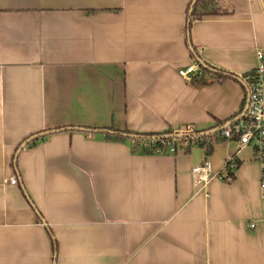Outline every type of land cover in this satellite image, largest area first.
Returning a JSON list of instances; mask_svg holds the SVG:
<instances>
[{"label": "crops", "instance_id": "crops-1", "mask_svg": "<svg viewBox=\"0 0 264 264\" xmlns=\"http://www.w3.org/2000/svg\"><path fill=\"white\" fill-rule=\"evenodd\" d=\"M193 1L0 0V264H264L261 169L217 132L241 113L264 0H215L188 27ZM193 51L235 78L185 81ZM190 128L211 131V154L133 152L98 131Z\"/></svg>", "mask_w": 264, "mask_h": 264}, {"label": "built area", "instance_id": "built-area-1", "mask_svg": "<svg viewBox=\"0 0 264 264\" xmlns=\"http://www.w3.org/2000/svg\"><path fill=\"white\" fill-rule=\"evenodd\" d=\"M255 54V67L242 78L246 89L245 107L234 121L225 125L220 135L227 141L236 140L239 149L248 148L252 151V161L256 162L261 169L260 189L264 196V47L257 48ZM178 74L187 82L219 79L210 78L208 71L199 63L179 69ZM193 131L191 128L188 130V132ZM194 141V139L186 141L182 146L179 141L164 143V145L167 146V153L175 154L187 152L194 145ZM236 169L237 163L229 158L225 164V170L226 172L230 170L231 173H226L225 176L214 174L211 164L207 161L201 166L194 167L193 174L204 182L216 176L230 182L234 179ZM9 182L13 185L18 184L16 177L11 178ZM255 227L254 223L249 225L250 229Z\"/></svg>", "mask_w": 264, "mask_h": 264}, {"label": "trees", "instance_id": "trees-1", "mask_svg": "<svg viewBox=\"0 0 264 264\" xmlns=\"http://www.w3.org/2000/svg\"><path fill=\"white\" fill-rule=\"evenodd\" d=\"M191 8L192 5L188 12V27H190L191 22L194 20H200L205 15H214L220 12V9L217 7V2L215 0H195V4L192 10ZM193 56L200 62L203 67L205 66L204 64H202L198 54L195 51H193ZM204 68L206 69L208 67L205 66ZM212 71L219 79L235 78L233 75H227L220 71ZM244 107L245 101L243 102L241 112L243 111ZM232 121H234L233 118L226 121H220L218 123L219 129L217 130V132H220L225 127V125ZM98 130L104 134L106 139H113L117 141L130 140L132 143L133 152H138L139 150H141L145 153H165L167 151V146L164 145V143H175V141H179L180 145L182 146L184 142L191 141L192 139L195 140L193 146L206 147V153L208 155L212 152V146L208 143L211 131L195 130L193 132H188L187 130L183 133L185 135L184 137H178L180 133H176L171 130L164 133H135L129 130L118 131L113 129ZM37 140L38 139L35 138L33 140H30L27 144L30 143V145H35ZM25 141H27V139ZM191 147L188 150H190ZM227 173H231L230 170Z\"/></svg>", "mask_w": 264, "mask_h": 264}, {"label": "water", "instance_id": "water-1", "mask_svg": "<svg viewBox=\"0 0 264 264\" xmlns=\"http://www.w3.org/2000/svg\"><path fill=\"white\" fill-rule=\"evenodd\" d=\"M194 4H195V0L193 1L192 8H193ZM192 8H191V10H192ZM74 129H79V130H81V131H89V132H93L92 129H86V128H74ZM60 130H62V129H60ZM57 131H58V130H57ZM98 131H99V130H98ZM53 132H56V131L52 130V131L42 132V133H39V134H36V135L31 136L29 139H27V141L23 142V143L20 145V147H19V149L17 150V153H16V155H15V159H14L15 164H16V162H17V156H18L19 152L25 147V145H26L30 140H33V139H35V138H39L40 136H44V135H46V134L53 133ZM213 132H216V130H214ZM184 136H185V135H184L183 133H180V134L178 135V137H184Z\"/></svg>", "mask_w": 264, "mask_h": 264}, {"label": "rangeland", "instance_id": "rangeland-1", "mask_svg": "<svg viewBox=\"0 0 264 264\" xmlns=\"http://www.w3.org/2000/svg\"><path fill=\"white\" fill-rule=\"evenodd\" d=\"M245 92H246V90H245Z\"/></svg>", "mask_w": 264, "mask_h": 264}]
</instances>
